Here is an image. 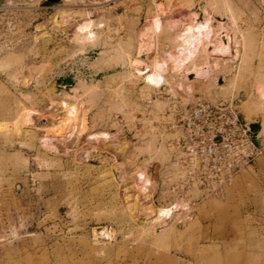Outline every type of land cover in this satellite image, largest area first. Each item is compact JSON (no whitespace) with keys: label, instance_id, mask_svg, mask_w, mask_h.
I'll return each instance as SVG.
<instances>
[{"label":"rangeland","instance_id":"1","mask_svg":"<svg viewBox=\"0 0 264 264\" xmlns=\"http://www.w3.org/2000/svg\"><path fill=\"white\" fill-rule=\"evenodd\" d=\"M35 6L0 0V264H264V119H248L243 109L264 82V0H42ZM62 6L90 8L104 26L83 36L75 25L80 17L64 19ZM205 8L216 28L224 24L241 40L237 61L225 57L228 68L208 88L164 63L180 23L191 12L203 20ZM158 16L164 28L153 51L144 50L141 32ZM241 71L236 86L219 89ZM184 81L194 84L192 92L177 87ZM195 96L233 102L260 134L262 154L223 197L194 203L191 222L168 220L171 226L154 233L149 203L164 198L155 196V176L172 168L154 125L173 101ZM68 104L84 110L76 133L64 140L53 125L64 127ZM27 114L34 121L26 127ZM141 126L149 127L146 139ZM100 130L112 139L90 143L87 136ZM117 166L125 182L116 180ZM137 175L153 182L150 202L137 192Z\"/></svg>","mask_w":264,"mask_h":264},{"label":"built area","instance_id":"2","mask_svg":"<svg viewBox=\"0 0 264 264\" xmlns=\"http://www.w3.org/2000/svg\"><path fill=\"white\" fill-rule=\"evenodd\" d=\"M163 119L154 125L155 133L159 145L171 152L169 164L176 166L166 165L155 176L159 200L188 198L194 204L223 197L237 174L262 154L251 125L233 102H212L202 96L173 101ZM146 128L140 127V136Z\"/></svg>","mask_w":264,"mask_h":264},{"label":"bare ground","instance_id":"3","mask_svg":"<svg viewBox=\"0 0 264 264\" xmlns=\"http://www.w3.org/2000/svg\"><path fill=\"white\" fill-rule=\"evenodd\" d=\"M25 1L32 2L34 5L37 6L41 3L42 0H25ZM84 7L79 8L78 11H73V10L71 11L70 8H68L67 6H62V14H63L62 16L64 17V19L68 21H70L71 19H75L76 17H80L79 21H76L75 23L77 31L83 36L91 37L95 33V31L97 32L98 28H102L104 25L103 23L97 22L95 19H92L94 12L91 11L90 8H86V7L84 8ZM204 13H205L204 19L200 20L199 14L197 12H191L190 17H189L190 19L185 22L180 23L181 25H179L180 27L178 29L176 28L177 23L169 24V28L171 29V31L172 30L174 31L177 29V32H175V34L172 37L174 47L170 48L166 52V56L164 57L165 59L164 63L176 75H179L183 72H187V75H189V77L191 76L189 79L192 78L196 80L197 82H202L208 88V82H210L212 77L216 78L215 74L219 73V71L222 72L228 68V62L224 61V65L221 63V61H223L225 57H230L233 62L235 60L237 61V57L238 55H240L238 46L241 40L239 41L238 35L236 33H231L232 31L230 32V30L224 24H220L216 28L214 26L215 25L214 19L210 15L208 8L204 9ZM28 16H30V18L33 17L31 18V20L35 19L33 15H28ZM232 18H235V17L233 16ZM235 22H236V19H235ZM163 28H164V21L159 16L155 17L153 22L150 25L146 26V28L141 32L140 40H139L144 50L153 51L152 49L155 48V36L159 34L163 30ZM234 47L237 48L235 55H233V52H232ZM1 65L2 63H0V66ZM242 74H243V71H241L239 75L235 76L234 79L237 78L236 81L233 79L229 85L220 86L219 89L226 90L227 88L236 86V83L239 77L242 76ZM127 75L131 76L133 75V72L129 71ZM261 81L260 83L257 82L258 84L256 85V93L253 94L252 97H250V99H248L243 105L244 114L247 116L246 118L248 119H251L254 115L256 116L262 115L264 119V82H261ZM193 85L190 84V82L184 81L181 84H177V87L181 91L182 89H186L189 92H192L194 88ZM83 110L84 109L80 106H76L74 104H68V111L65 115L66 120L64 121V127L59 128L57 125H53L54 134L63 137L64 140L72 138L73 134L76 133L75 131L77 130V128H79V124L78 123L76 124V119L79 116L83 115ZM33 121H34L33 115L27 114L24 117L23 125L27 127L29 126L28 124H31ZM263 129H264V126H263ZM81 132L83 131L81 130ZM263 132L264 130L262 131V133ZM110 138H111L110 134L102 130L98 132H92L87 136V139L90 141L103 139V142H104V140L106 141ZM95 142L97 143V141ZM124 142L127 143L126 141ZM49 143L50 141L47 143L42 142V146L49 150H54L53 147H50ZM90 143H94V141ZM121 147H122V144H121ZM77 159L81 161L82 157L78 155ZM175 166L176 165L172 164L171 167L175 168ZM117 169L120 175L115 178L117 181L122 182L126 178L123 173L124 171H122L123 168L120 166H117ZM134 181H135V187L137 189V192L139 196L141 197L143 203L149 201V199H152V197L150 198V192H151L150 188L153 187L152 180L149 179L148 177L137 175ZM149 204L150 206L148 207L149 209L148 218L152 219L151 224L153 225V227L151 228L154 233H157V232L162 233L170 225L169 223H171V222L167 223L168 220L172 221L171 224H174L177 222L178 223L185 222V221L191 222L193 220V218L190 217L191 213L194 210L192 199L175 197L171 200H168L166 197H164L160 205H154L152 202H150ZM143 207H146V206H143Z\"/></svg>","mask_w":264,"mask_h":264},{"label":"water","instance_id":"4","mask_svg":"<svg viewBox=\"0 0 264 264\" xmlns=\"http://www.w3.org/2000/svg\"><path fill=\"white\" fill-rule=\"evenodd\" d=\"M63 0H46L47 3L50 4H56V3H61ZM251 125V129L254 131V124H250Z\"/></svg>","mask_w":264,"mask_h":264},{"label":"crops","instance_id":"5","mask_svg":"<svg viewBox=\"0 0 264 264\" xmlns=\"http://www.w3.org/2000/svg\"><path fill=\"white\" fill-rule=\"evenodd\" d=\"M254 133H255V138H256V140L258 141V139L260 138V134L257 135V132H255V131H254Z\"/></svg>","mask_w":264,"mask_h":264}]
</instances>
